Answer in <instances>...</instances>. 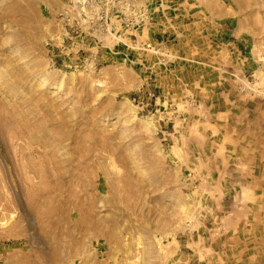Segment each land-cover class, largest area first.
Instances as JSON below:
<instances>
[{"label": "rangeland", "instance_id": "obj_1", "mask_svg": "<svg viewBox=\"0 0 264 264\" xmlns=\"http://www.w3.org/2000/svg\"><path fill=\"white\" fill-rule=\"evenodd\" d=\"M4 214L0 264H264V0H0Z\"/></svg>", "mask_w": 264, "mask_h": 264}, {"label": "bare ground", "instance_id": "obj_2", "mask_svg": "<svg viewBox=\"0 0 264 264\" xmlns=\"http://www.w3.org/2000/svg\"><path fill=\"white\" fill-rule=\"evenodd\" d=\"M43 85V84H42ZM10 88H11V86H10ZM147 124H149V123H147ZM43 157V156H42ZM52 170V169H51ZM40 176V175H39ZM55 178V177H54ZM56 182H58V181H56ZM43 191V190H42ZM39 194V193H38ZM31 197V196H30ZM35 199V198H34ZM38 200V199H37ZM37 200H35V201H37ZM5 215H7V214H4L3 215V219L1 218V220H0V225H2V226H6V225H8L9 223H10V221H12V219H11V217H13L12 215H11V217L9 218L8 216L9 215H7L6 217H4ZM2 217V216H1ZM14 218V217H13ZM11 219V220H10Z\"/></svg>", "mask_w": 264, "mask_h": 264}]
</instances>
